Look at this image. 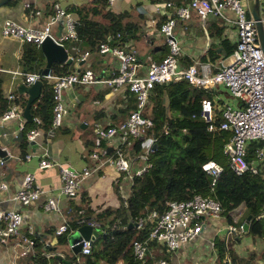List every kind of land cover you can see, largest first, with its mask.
Here are the masks:
<instances>
[{
    "label": "crops",
    "instance_id": "obj_1",
    "mask_svg": "<svg viewBox=\"0 0 264 264\" xmlns=\"http://www.w3.org/2000/svg\"><path fill=\"white\" fill-rule=\"evenodd\" d=\"M168 1L170 0H113L108 5L107 0H15L10 6L0 7L1 92L5 96L10 93L22 96L27 102L25 89L29 85L17 74L22 73L20 60L23 44L1 35L5 21L11 20L34 29L42 28L52 14L53 3L64 7L77 21H89L105 27L115 24L123 16L120 23L128 28V35L118 46L134 53L138 74H144L151 62H159L168 54L165 39L159 32V25L166 19V15L156 9L157 5ZM183 3L186 2H181ZM168 11L170 10L167 9L166 12ZM260 11L264 19V0H260ZM216 22L218 20L214 17L202 18L195 13L188 20L176 19L173 35L181 50L180 67H187L196 61L206 62L203 59L209 47L212 44L219 45L221 39H229L231 43H235V30L222 22L224 28L217 34L219 26ZM52 33L59 35L63 33V29L60 25H54ZM69 42L64 46L68 52V49L75 51L76 47L77 56L89 52L86 62H75L77 71L89 68L97 76L104 78L117 74L118 62L114 56L100 54L98 50L89 51L79 42ZM227 59L222 53L215 61ZM63 99L66 113L61 125L53 130V135L38 126L40 135L33 142H27L24 152V156L30 155L29 160L21 153V142L23 137L26 138V133L19 130L18 121L11 119L0 122V148L8 154L0 165V184H7V190H0V208L15 210L23 215L18 235L6 244L0 242V264H35L37 258L45 259L47 264H69L68 258L73 252L68 240L66 244H61L55 231L80 213L74 206L82 201L84 207L94 210L115 208L119 202L115 189L121 196L126 195L129 190L130 181L123 175L120 176L111 163L113 149L117 144V139L113 138L104 141L103 147L108 153L102 159L105 162L97 174L79 187L77 196L70 199L60 192L61 181L56 164L67 165L74 170L83 168L90 161L88 156L95 150L97 132L118 125L132 110V102L129 101V96L127 98L126 90H112L101 85L70 87L63 91ZM23 121L27 122L24 118ZM20 132L21 136H18ZM148 146L149 144L146 145ZM44 157L54 164L49 168L39 169L38 161ZM138 158H142V155ZM135 160L132 161L134 166L142 162L141 159ZM28 173L34 175L36 185L48 192L32 205L22 206L11 200V196ZM47 198L56 202V209L45 210ZM221 219H208L194 241L181 245L175 251H169L158 244L148 248L146 264H213L216 255L214 239H224L226 245L229 240L232 241L231 235L234 234L228 232L229 228ZM246 238L249 239L247 242ZM233 247L243 256L256 254V264H264V240L244 237L239 244L233 243ZM23 250L27 251L26 256H21ZM77 262L106 264L93 258L88 261L86 257L77 259Z\"/></svg>",
    "mask_w": 264,
    "mask_h": 264
},
{
    "label": "built area",
    "instance_id": "obj_2",
    "mask_svg": "<svg viewBox=\"0 0 264 264\" xmlns=\"http://www.w3.org/2000/svg\"><path fill=\"white\" fill-rule=\"evenodd\" d=\"M112 1L107 0V4L110 5ZM51 9L52 14L42 28L34 29L7 20L1 29V35L16 39L22 44L32 43L37 46H40L47 37L61 45L66 41L75 40L77 20L58 3H53ZM156 9L166 15L165 21L159 25V32L165 39L168 54L159 62H151L144 74H138L134 53L108 43L100 44L98 52L110 54L118 62L117 74L109 78L99 77L89 68L60 76L51 75L50 72L46 76L36 72L17 73L23 77L27 85L43 78L51 84L53 114L49 135H53V130L61 125L62 118L66 113L63 91L70 87L101 85L112 90H127L135 96L136 108L130 111L123 121L107 130L97 132L95 150L88 156L90 161L87 165L80 170H74L67 165L56 164L61 181L60 192L67 198H75L79 187L97 174L104 164L105 160L102 159L106 158L108 153L101 143L105 140L117 139L111 163L120 176L123 175L130 181V185L134 177L147 172L150 164L134 166L126 148L132 144L133 138L141 137L145 128L152 126L151 118L145 116V108L153 88L174 79H184L192 86L215 91L214 99L219 103L221 120L217 125L213 123L215 119L214 107L208 99L201 101L199 118L209 125V132L219 130L231 134L223 146V153L227 157L229 168L235 175H242L247 171L253 174L257 173V164H249L245 159L249 143L262 142V146L257 151V158L259 161L264 160V56L257 40L254 20L248 15V1L189 0L184 5H175L168 1L157 5ZM167 9L171 12H166ZM192 13L202 18H218L235 30V47L226 61L213 63L196 61L187 67H180L181 50L173 31L176 19L188 20ZM36 14H40V12H36ZM262 21L264 25V19ZM54 25H60L63 33L54 35L52 33ZM88 56L89 52H84L75 58V62L77 64L84 63ZM223 92L227 96H223ZM7 97L10 106L0 115V122L15 119L22 132L25 125L22 109L16 102L14 94L10 93ZM35 125V128L26 133L28 143L33 142L40 135L38 126L41 123L38 119H35ZM6 156H8L7 153ZM9 156L11 155L9 154ZM24 158L29 160L31 157L25 155ZM3 161L0 158V165L3 164ZM53 164L44 157L38 161L37 167L46 169ZM202 169L213 179V183L223 172V167L215 161L206 162ZM34 181L32 173L26 174L21 186L11 196V200L22 206H29L35 203L40 196L47 194L48 191L40 188ZM0 190H7V184L1 183ZM44 208L47 211L56 209V202L52 198H47ZM220 213L219 203L209 197L195 195L188 201L171 202L160 217H157L155 212L149 216L155 220V226L149 232L147 240L155 241L156 244L169 251H175L181 245L194 241L205 227L207 220L220 219ZM260 217L264 218V213L258 218ZM22 218L23 215L18 211L0 208L1 243L6 244L11 238L18 235ZM144 223V219L140 218L136 227L142 228ZM228 228L229 233H234L233 228ZM66 231L67 223H63L56 229L55 234L61 236ZM81 243L80 253L83 256L89 255L91 242L81 240ZM132 252L137 264H146L148 252L146 242L134 241ZM26 255L27 251L23 250L21 256Z\"/></svg>",
    "mask_w": 264,
    "mask_h": 264
},
{
    "label": "trees",
    "instance_id": "obj_3",
    "mask_svg": "<svg viewBox=\"0 0 264 264\" xmlns=\"http://www.w3.org/2000/svg\"><path fill=\"white\" fill-rule=\"evenodd\" d=\"M170 1L175 5L189 2ZM183 1L186 3L181 4ZM14 3L15 0H11L6 5ZM216 19L219 26L217 34H220L224 26L220 19ZM122 20L123 16L108 27L89 21H77L76 39L70 41L83 44L89 51L98 50L102 43L121 45L128 35V28L120 23ZM67 43L70 42L66 41L63 46L66 47ZM234 47L235 44L229 39H221L219 45L212 44L209 47L203 61L213 63L222 53L229 57ZM76 48L75 51L68 49L74 59L72 63L70 65L53 63L50 67L51 75L60 76L77 71L74 66L78 55ZM20 66L22 73H40L45 66L40 46L23 43ZM40 81L41 96L31 104V121L25 122L22 130L24 134L36 127L35 119L40 121V127L45 132L51 127L52 88L47 79L43 78ZM214 94V90L192 86L184 79H174L153 88L145 108V116L151 118L152 126L145 128L141 137L133 138L132 144L126 148L133 161L142 155V158L135 161L141 159V164L149 163L150 168L141 176L133 178L126 195H119L115 189L119 200L115 208L94 210L84 207L82 201L74 206L75 210L81 213L67 222V231L58 236L61 244H66L69 235L83 225H92L102 233L91 242L89 255L73 254L68 258L69 264H79L77 259L82 257H86L88 261L92 258L102 260L106 264H137L133 257L132 243L146 242L148 248L156 245L155 241L147 240L149 232L155 226V220L149 218L151 213L155 212L156 216L160 217L169 203L188 201L195 195L209 197L219 203L221 221L234 230V234L231 235L234 245L239 244L244 237L264 240V218H258L264 213V160L259 161L257 158V151L262 142L249 143L245 155L249 164H257V173L247 171L242 175H235L223 153V146L231 134L219 130L209 132V125L199 118L201 101L208 99L214 107L213 123L217 125L221 120L219 103L215 101ZM7 96L0 90V115L10 106ZM126 96L127 98L129 96L134 110L135 96L127 90ZM16 102L21 109L26 105V99L22 96H16ZM101 146H104V141ZM26 147L27 141L23 137L20 147L23 156ZM208 161H215L223 167V172L214 183L202 169ZM248 216L251 217L250 220H247ZM140 218H143L145 223L142 228H137L135 225ZM214 244L216 255L213 264H225L226 254L230 264H256L254 253L248 256L240 255L233 246L227 245L228 242L225 245L221 238L216 239ZM35 264H47V261L37 258Z\"/></svg>",
    "mask_w": 264,
    "mask_h": 264
},
{
    "label": "water",
    "instance_id": "obj_4",
    "mask_svg": "<svg viewBox=\"0 0 264 264\" xmlns=\"http://www.w3.org/2000/svg\"><path fill=\"white\" fill-rule=\"evenodd\" d=\"M9 1L11 0H0V7L5 6ZM248 11L249 15L254 20L257 40L264 56V25L260 11V0H248ZM40 49L45 58V66L40 70V73L43 76H46L50 72V67L53 63L70 65L73 61L71 54L65 49V47L61 44H57L49 37L42 41ZM41 86V81H36L25 89V92L27 93V102L22 111V116L27 122L31 121L30 107L31 104L39 98ZM18 136H21V132ZM5 156L6 152L0 148V158L4 159ZM250 218L251 217L248 216L247 220H250ZM130 226L131 225H129V227ZM101 233L102 231L94 229L91 225H83L79 227L68 237V244L73 254L77 255L81 252V240L93 242ZM225 264H230L227 254L225 256Z\"/></svg>",
    "mask_w": 264,
    "mask_h": 264
},
{
    "label": "rangeland",
    "instance_id": "obj_5",
    "mask_svg": "<svg viewBox=\"0 0 264 264\" xmlns=\"http://www.w3.org/2000/svg\"><path fill=\"white\" fill-rule=\"evenodd\" d=\"M222 94H223V96H227L226 93H224V92H223ZM218 238H219V237L215 238L214 241H215L216 239H218ZM223 240H224V239H223ZM248 240H249V239L246 238V239H245V242H247ZM227 245H228L229 247H231V246H233V242H232L231 240H229Z\"/></svg>",
    "mask_w": 264,
    "mask_h": 264
}]
</instances>
